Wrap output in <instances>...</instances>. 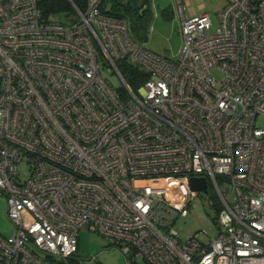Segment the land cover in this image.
Masks as SVG:
<instances>
[{"label":"built area","instance_id":"obj_1","mask_svg":"<svg viewBox=\"0 0 264 264\" xmlns=\"http://www.w3.org/2000/svg\"><path fill=\"white\" fill-rule=\"evenodd\" d=\"M68 1L70 13L46 14L39 0H0V195L14 225L0 264H71L82 227L127 264H264V0H226L213 30L175 0L174 59L105 0ZM117 61L145 72L136 91ZM209 188L216 235L182 241L177 219Z\"/></svg>","mask_w":264,"mask_h":264},{"label":"rangeland","instance_id":"obj_2","mask_svg":"<svg viewBox=\"0 0 264 264\" xmlns=\"http://www.w3.org/2000/svg\"><path fill=\"white\" fill-rule=\"evenodd\" d=\"M186 16H196L208 13L212 21V30L218 24L217 13L226 4V0H181ZM144 27L133 17H127L129 33L136 41L145 45L148 49L159 55L174 59L181 44V21L175 0H151L145 11ZM102 73L110 81L112 86L120 87L122 81L115 72L104 68ZM215 76L220 77L219 70H213ZM259 124L264 125V117L259 119ZM21 172L26 170L20 166ZM153 185H162L165 180H146ZM211 200L216 201L214 192L209 188L208 193H192V200L175 223L180 239L187 241L196 234L200 240L207 239V234L215 236L217 227L212 220L215 214ZM14 225L6 215V198L0 195V234L9 235ZM71 264H127L122 251L113 245L110 239L102 237L87 227H82L78 232L77 252ZM139 264H142L139 262Z\"/></svg>","mask_w":264,"mask_h":264},{"label":"trees","instance_id":"obj_3","mask_svg":"<svg viewBox=\"0 0 264 264\" xmlns=\"http://www.w3.org/2000/svg\"><path fill=\"white\" fill-rule=\"evenodd\" d=\"M73 2L81 10L83 9L84 0H73ZM138 2L139 0H105L100 8L101 11L107 15L123 19H126L127 17H133L136 20L138 19L139 24L144 27V19L142 18L144 15L142 17L138 16ZM39 5L46 14H68L72 11V6L68 0H39ZM116 65L124 81L133 91H136L142 81L146 79L145 72L136 66L129 65L125 61H117ZM119 90L121 95H126V89L123 86H121ZM73 257H71V259H74Z\"/></svg>","mask_w":264,"mask_h":264},{"label":"water","instance_id":"obj_4","mask_svg":"<svg viewBox=\"0 0 264 264\" xmlns=\"http://www.w3.org/2000/svg\"><path fill=\"white\" fill-rule=\"evenodd\" d=\"M149 7L148 0H139L137 3L138 16L142 17L145 14V11ZM189 186L194 191H203L207 190V182L204 177L192 176L188 179Z\"/></svg>","mask_w":264,"mask_h":264},{"label":"crops","instance_id":"obj_5","mask_svg":"<svg viewBox=\"0 0 264 264\" xmlns=\"http://www.w3.org/2000/svg\"><path fill=\"white\" fill-rule=\"evenodd\" d=\"M149 1V0H148ZM150 5V4H149Z\"/></svg>","mask_w":264,"mask_h":264}]
</instances>
